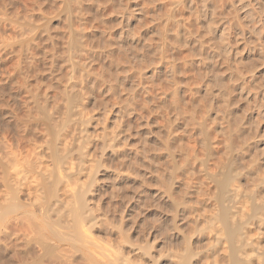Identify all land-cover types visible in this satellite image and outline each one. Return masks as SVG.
<instances>
[{"label":"bare ground","instance_id":"6f19581e","mask_svg":"<svg viewBox=\"0 0 264 264\" xmlns=\"http://www.w3.org/2000/svg\"><path fill=\"white\" fill-rule=\"evenodd\" d=\"M100 1L62 0L61 15L63 21L61 22L64 23L62 24L64 30L61 28V31L63 30L64 39L62 38V40L59 36L55 38H59L61 43L62 41L64 42L60 44L62 45L60 46L62 50L56 51L57 53L55 52L56 54L51 56L53 59L52 67L50 68V74L53 75L54 79L52 87L54 88V92L55 90L58 92L56 94L57 97L55 100H53L54 96L52 97L53 102L49 107L48 98L50 97L45 92L47 87L44 89L40 88L42 95L41 92L35 91L32 97L34 105L33 107L30 106L33 110H24L27 112L25 115L26 119L23 118L26 121L16 122L15 124V131H21L24 134L21 133L23 135L19 137L18 143H16L17 141L14 142V153L10 154L6 150L5 152L4 149H1L4 146L1 147L0 145V153H2L0 154V264H80V261H83V264L86 261L88 262L85 264H264V174L262 175L264 171L261 169L262 172L260 173V168L255 163V156L252 155L253 159L250 160L255 162L250 163L247 154L245 155L243 151L245 145L241 147L244 141L243 137L245 136L239 137L240 135H238L239 138L243 139H240L241 141L238 139L242 143L240 144L241 146H236L237 148L239 147V149H236V151L238 150L237 157L234 155L236 158H233L231 155L233 152L232 147L235 151V146L231 143L235 140H232L231 143L227 141L224 166L219 165L221 167L218 166L217 171H208L206 173L204 170L206 168L205 162L212 155L213 143L207 133L208 127L206 126V121L197 120L193 112L195 110L193 109L195 107L193 103H197L196 99H201L200 96L198 97L201 85H199L197 80L203 75L201 74L202 72L197 73L199 76L195 74L197 78L193 82V80H190V77L184 74L186 70L194 71L196 62H194V54L192 53L197 52L198 57H201L199 58L200 68L205 71L203 73L204 78L209 72L208 78L217 79L220 84L224 74L226 76L230 75L232 79L234 74L231 73L232 69L230 68L232 65L231 46L229 47L227 40L229 32L226 34L225 31L227 29L224 26L221 25L223 28L219 30V26L215 25V30L219 33L218 37L220 39L218 40H221L222 46H220L219 50H214V44L211 45L212 42L214 43L213 35H208L206 39L203 35L202 39H200L193 37V33L191 34L190 32L191 28L190 30L186 28L182 30L184 27L182 22L185 20L183 18L185 15L182 16L181 13L188 2L192 5L191 10H194L192 12L196 11L193 21H198V18L201 17H197L196 3H199V0H161L166 5L169 13L168 17L166 16L167 18H164V20L170 22V25L167 26L166 23L162 27V24H159L160 26L157 28L147 29L144 35L140 29L129 28L130 26L127 23L134 17L133 23L134 21L138 22L134 12L130 10L129 3L131 0H121L124 3H120L121 6L115 2L118 0ZM203 1L205 0H202V4ZM215 1L218 3V0L212 1L214 2L213 9L217 10L218 7L215 8L217 4ZM205 2L204 5H206ZM144 3L147 4L148 1ZM147 6H149V3ZM101 7L104 9L108 8L110 10L109 15H105L106 13L104 14V12L102 13L104 10ZM206 8L207 10L209 9L208 7ZM262 9L264 10V6ZM263 10L262 12H264ZM208 12L211 13L210 10ZM175 13H177L176 16ZM200 13L202 14V12ZM216 13V11H212L210 18L213 15L214 17L211 23L218 22V17H216L218 14ZM116 14L120 15V22L116 21ZM229 15H231L230 12ZM261 17L263 16L261 15ZM29 20L28 18V22ZM187 21H190V19ZM115 22L117 24H114ZM125 23L128 25H126L127 28L125 27ZM233 23V27L238 30ZM98 24L102 25V29L99 28L100 26L98 27ZM115 25L120 26L121 30H125L121 31L122 36H120L118 29L119 34L117 36L121 38L120 42L124 45L122 47L124 54L128 51L134 53V56L128 55L129 57H136L135 60L137 61L138 59V63L142 62L145 65V67L139 66L141 69H147L150 66L148 61L154 60L152 63L161 66V70H164V72L161 71L166 74L164 79L168 78L166 79V86L162 90L164 92L160 94L161 84H157L158 86L160 85L159 88L155 87L160 89L158 93L159 96L163 95V101L167 98L169 99L166 102L171 103V108L177 111L176 114L181 115L182 107L180 108L181 110L178 109L182 100L180 89L183 86L192 96L196 97H193L195 102L193 100L190 101L188 98L185 103V105L190 104L194 107L190 108L192 116L189 113L190 120L185 118L188 122L184 124V127L187 128V123H192L196 127L195 130L201 136V139H199L202 143L201 147H203L205 158L200 160L202 168L199 169V172L206 173L205 179L212 184V187L204 188L202 182L192 180L193 174L196 172L194 171L195 168H192L193 163L189 160L190 157H186V154H184V149H174L172 143H177L181 140L179 137L173 138V133L168 128L166 130L169 133L166 132V135L162 136L163 139L160 137V141L162 139V142L158 144L159 147L156 145L151 149L150 144L147 142L148 138L145 137L144 133L141 134L139 132L141 126H144L139 123L141 122L140 120L147 118L146 120L148 121V118L151 119V114L156 112V109H160L162 104H164H159L156 101V103L152 102L156 99H153L154 95H158V93L155 94L152 91L154 85H150L152 89H147L150 90V94L146 95L148 98L152 96L150 101V103L152 102V106H146L147 99L146 101L143 100L144 102H140L137 99L135 100V98H130L136 101H134L135 105H132L135 109L130 108V110L132 109L131 112L127 113L126 109L129 110L131 105H128L129 102L127 103L125 99V89L128 90V88H125L127 82L124 81L126 83L123 84L122 80H126V78L120 79L121 85H124V88H122L117 83L119 80L118 66L120 62L114 61L113 58L115 46L116 48L119 46V49L122 51L121 43L116 42L118 38L116 37L115 40V33H117L113 30ZM213 26L214 24L210 26V29ZM35 29L34 24H31L30 21L23 30L17 29L19 31L16 32V35L23 37L24 34L28 35L30 33L32 37H29L30 43L34 41V44H36L35 40H40V36L39 33L38 38L37 35H31L32 32H36ZM47 29L49 28L45 26L42 30L44 34H42L48 40L49 33H46ZM212 29L211 32L214 31ZM42 34L40 33V35ZM57 34L62 35L61 32ZM198 34L201 36L203 33L198 32ZM155 35L158 36V41L156 38H151L152 36L155 37ZM214 35L216 34L214 33ZM53 36L55 35L53 34ZM26 38L18 42V50L20 49L18 53L20 54L21 50H24L22 48L26 47V45L25 47L23 45L25 43L29 44V39L28 37ZM56 41L58 42V40ZM235 43L239 45L240 42L236 41ZM190 44H193V46L191 45L192 49L189 48L190 51L187 52ZM54 46H57V44ZM60 48L58 47V49ZM210 48L211 50L208 51ZM184 49L186 50V54L184 53L185 55H182L180 58L179 55ZM236 51L235 55L237 54ZM24 54H26V51ZM24 54L22 53V58L26 57H24ZM34 55L36 57L37 54ZM240 55H238L239 58L235 59V62L239 64L243 61ZM123 58L125 57H121V59ZM29 60L30 58H28ZM102 60H104V64H102ZM100 62L104 68L102 69L101 65L100 68L102 70L96 71L95 67L99 66ZM59 63V66L63 64L62 69H64V73L59 72ZM125 63L126 65L128 64L127 61ZM218 63L222 64L223 69H225L221 72H225L223 75L221 73V75H218L219 72L216 70ZM34 67L36 68V66H33V70H37L33 72L34 75L38 71L43 73L46 69L42 72L39 68L34 69ZM23 69L22 72L25 71ZM20 70V68H16L17 73H14V76L25 74ZM28 72H26V75H29L27 74ZM133 73L132 75H135ZM26 75L24 79H26ZM131 76L129 79L132 78ZM179 77H182L183 80L182 87L177 85L178 83L180 85V81L178 82ZM35 80L37 81V79ZM149 81L151 82V80ZM190 81L194 84V86L191 85L193 88H188L191 83ZM162 83L164 84V81ZM133 84L136 86L137 83ZM3 85L0 83V92L4 90L5 86ZM209 85L208 83V91H206L208 94L211 92ZM135 86L129 87L130 89H134ZM39 87L41 86L39 85ZM49 88L51 89V87ZM156 88L154 90H157ZM223 88L226 90L225 87ZM142 89L144 90V88ZM35 90L37 89L35 88ZM38 93H40V96ZM224 93L226 94V91L223 92V95ZM226 95H229L228 91ZM110 99L114 102L112 105L110 104L111 107L109 105ZM226 100L229 102V99ZM27 101L29 102V100ZM25 107L23 106V108ZM108 107L109 109H107ZM183 108L185 109V107ZM227 108H230V106L228 105ZM160 111L161 113L164 112L163 110ZM227 112L230 111L227 110ZM132 114L133 116L135 115L134 123H131L133 121H129L130 119L126 120ZM185 114H187V111ZM164 122L168 125L173 126L174 124L176 126L177 121L166 118ZM232 123L233 121L230 124ZM238 124H235L236 127ZM233 125L234 123L231 127ZM238 127L240 129V124ZM231 130L233 128L230 129V133L232 132ZM176 131L175 133H177ZM19 132H16L18 133L17 135H20ZM186 132H183V134ZM238 132L240 134V131ZM241 132L243 131L241 130ZM16 138L18 139V136ZM230 138L232 139L231 136ZM19 141L24 143L25 141H29L32 149L30 152L28 151L30 154L22 150V147V149L20 148L19 145L21 144H19ZM149 152H152L150 153L151 157H148ZM235 160H237L238 164L235 163ZM143 162L144 165L142 164ZM190 162L192 163L191 166ZM240 162H246V165L249 162V167L245 171L246 173L242 170L246 165L243 166V164L242 167L239 164ZM146 164L149 170L152 171L151 173H153V176H150V178H144L142 177L143 175L140 176L139 174L140 167ZM241 179L245 180L243 181L246 183L248 189L245 186L246 190H241L243 186L240 183ZM244 182L243 184H245ZM145 189L161 193V196L165 198L167 205L166 212L169 213L167 219L165 218V222L164 220L157 221L153 214L148 215L146 213L144 216L141 215L144 212L143 209L146 210L148 208L149 211L150 206L145 201H142L141 208L139 207V210H142V212L137 210L138 208L136 207ZM90 190L93 193V196L90 193L92 203L87 198V193ZM147 199L149 200V198ZM104 200L107 202V205L109 204L108 213L105 211L106 215L104 214V205H102L105 202ZM142 200H144L143 197ZM145 203L146 205L148 204L147 208H142ZM157 219L159 220V218ZM11 220L14 221L12 225L14 227L7 224L10 227L9 229L6 227V223ZM147 220L151 221L152 224H148ZM140 225H144V227L142 228ZM155 239L156 241L158 239L163 241L161 244L162 248H160L161 246L157 247L160 243L156 246L153 244L155 241L151 240Z\"/></svg>","mask_w":264,"mask_h":264},{"label":"rangeland","instance_id":"374dc122","mask_svg":"<svg viewBox=\"0 0 264 264\" xmlns=\"http://www.w3.org/2000/svg\"><path fill=\"white\" fill-rule=\"evenodd\" d=\"M97 2H98V0H96ZM100 1V0H99ZM148 1V3H149V6H147L148 5V3L146 4V3H144V2H147ZM154 1V2H153ZM161 0H144V1H142V0H131L130 1V10L131 11H133L134 12V14H135V16H136V20L138 21V22H136V21H134V23H133V20H134V18L132 19V20H130V22H127L128 23V25L130 26L129 28H131V29H140L142 32L141 33H143V35H144V33H145V31L147 30V29H149L150 30V28H152V29H154L155 27L157 28V27H159L161 24V26L163 27V25L164 24H166L167 23V26H169L170 25V22H166V20H164V18L166 19L167 17H168V9H167V7H166V5L162 2H160ZM206 1V2H205ZM205 1H203V4H202V0H199V3H196V7H197V17H200V18H198V21L196 20V21H193L194 20V17L196 16V11L195 12H192V11H194V10H191V7H192V5L188 2L187 4H186V6H184V9H183V7H182V9H183V11H182V16L183 15H185L183 18L186 20V22H185V20H184V22H182V24H183V29L182 30H184V28H186V29H189L190 30V28H191V30H190V32H191V34L193 35V37H196V38H200V39H202V37H203V35H204V37H205V39H206V37H208V35H213L214 36V38H213V41H214V43L212 42V44L211 45H213V48H214V50L215 49H217V50H219L221 47L220 46H222L221 45V40H218V39H220L218 36V34L219 33H217L216 32V26L218 25L219 26V30H220V28H223L222 26H224V28L225 29H227L225 32H226V34H228V32H229V34L227 35V40H228V43H229V47L231 46V48H230V50H231V69H232V74H234L233 75V77H232V79H231V77H230V75H228V76H226V74H224V73H221V72H223L225 69H223V66H222V64L220 65L219 63H218V65L216 66L217 68H216V70L219 72L218 73V75L221 73L222 75L224 74V76H223V80H221L220 82H221V84L218 82V80L217 79H214V78H208V74H210L209 72H208V74L206 75V77L208 78H204L203 76H204V70L203 69H201L200 67V60H199V58H201V57H198L199 55H198V53L197 52H195V53H192V54H194V62H196L195 63V65H194V71L193 70H189V71H185L184 72V74L185 75H187V77H190L191 79V81L193 80V82H194V80H196V76H199L197 73H201L203 76V78L201 77L200 79H198L197 81H198V83H199V85H201L200 86V91H199V95H198V97L200 96V98L201 99H196V101H197V103L195 102V100H193L194 98H196V97H194V96H192L191 95V93L190 92H188L185 88H184V86L182 87L181 85H183L182 84V77H179L178 78V82L180 81V85H179V83L177 84L179 87L181 86L182 88L180 89V96H181V98H182V100H181V105H180V107H179V109L178 110H181L182 109V111H181V115L183 116L185 113H186V111H187V114H185V116H181V115H179V114H176L177 113V111L175 110H173L172 108H171V103H169L168 101L166 102V100H169L168 98L165 100V101H163V95L161 96H159V93H158V91H160V89H161V92H160V94H162V92H164V91H162L164 88H165V86H166V79H168V78H166V79H164L165 77H166V74H164V73H162V72H164V70L162 71L161 69V66H157V64H153L152 62H154V60L153 61H151V62H149L148 61V63H150V66H148V68L146 69V68H142L141 69V67H145V65L144 64H142V62H137L138 61V59H137V61L135 60V58L134 57H132V56H134V53H132V52H127L126 54H127V57H126V54H124V49L122 48L124 45H122V43L120 42V40H121V38L120 37H117L118 36V34L120 33V36H122L121 35V31H125V30H121V27L120 26H116L115 25V27L113 28V30H114V32H117V33H115L116 34V36H115V40H116V37L118 38L117 40H116V42L117 43H121V48H122V51H121V49H119L120 47L119 46H117V48H116V46L114 47V51H113V58H114V61H116V62H120L119 63V66H118V73H119V80L117 81V83L119 84V86H121L122 88H124L123 86L124 85H121V80L120 79H123V77H125L126 78V80L124 79V80H122L123 82L124 81H126L127 82V84H125L126 82H124L123 84H125V88H128V90H126L125 89V99H126V101H127V103H128V105L130 104L131 106L134 104L135 105V100L137 99V101H146V99H147V104H146V106L147 107H151L152 106V102H154V103H156V102H159V104L160 103H164V104H162V107L160 108V109H156V112H153L152 114H151V119L150 118H148V121L146 120L147 118H144L145 119V121H143L144 119H141L140 121L141 122H139L141 125H144V126H141V130H139V132L141 133V134H145V137H147L148 138V144H150L149 146H151L150 147V149L151 148H153V147H155L156 145H158V144H160L161 142H162V139H163V137L166 135L165 133L166 132H168L167 130L169 129L172 133V137L174 138V137H179L180 138V140L181 141H178L177 143L175 142V143H172L173 145H174V149L175 150H177V149H184L183 150V152H184V154H186V157L188 156V157H190L189 158V160H191V162L193 163H191L190 162V166H191V164L193 165L192 166V168H195L194 169V171H196L193 175V179L192 180H194L195 182L197 181V182H202V185H204V188L205 187H212V184L211 183H209L208 181H206V177H205V174L209 171V172H213V171H217L218 170V166L219 165H221L222 167L224 166L223 164H224V160H226V142L228 141V142H230L231 143V141L232 140H235V141H232V143L231 144H234V149H235V151L233 150V147H232V157L233 158H236L237 157V151H236V149H239V147L237 148L236 146L238 145V146H241L240 144L242 143V142H240L241 140L240 139H243L244 138V141H243V145L241 146V147H244V145H245V147L243 148V151H244V153H245V155L247 154V157L249 158V161L250 160H252L253 159V157H252V155L253 156H255L254 157V159H255V161H250V163H252V162H255V163H257L258 164V166H259V168H260V173L262 172V170L264 171V12H262V8H263V4H264V1L263 0H218V3L215 5L216 7L215 8H217V10H215V9H213L214 8V6H213V4H214V2H212L213 0H205ZM212 2V4H211V2ZM220 1V2H219ZM259 1V2H258ZM263 1V2H262ZM100 2H102V1H100ZM117 4L119 3H123V1L121 2V0H118V1H115ZM125 2V1H124ZM132 2V3H131ZM139 2V4H137ZM140 2H141V4H140ZM153 2V3H152ZM198 2V1H197ZM204 2H205V4L206 5H204ZM87 3V2H86ZM126 3V2H125ZM144 3V4H143ZM211 5H210V4ZM263 3V4H262ZM121 4H120V6H121ZM124 4V3H123ZM137 4V5H136ZM153 4V5H152ZM199 4V5H198ZM202 4V5H201ZM226 4V5H225ZM261 4V5H260ZM103 5V4H102ZM135 5V6H134ZM164 5V6H163ZM200 5H201V7L203 8L204 6H205V8H201L200 7ZM204 5V6H203ZM210 5V6H209ZM108 8H109V6L108 5H106ZM194 6V5H193ZM199 6V7H198ZM211 6H213V7H211ZM61 7H62V0H45V1H43V0H0V31L2 32H0V83H2V85L3 86H5L4 87V90H3V92H0V145H1V147L2 146H4V148H1V149H4V151L6 150L7 152H9L10 154L11 153H14V142H16V143H18V140H19V137H21L24 133L23 132H19V131H15V127H16V122L17 123H20V122H25L26 120V117H25V115L27 114V110L28 109H32L33 110V108H31V107H33V105H34V103H33V101H32V97L34 96V94H35V91L36 92H41V95H42V90L41 89H44V88H46L45 90V92L46 93H48V97H50V98H48V101L49 102H51V103H49L48 102V106L50 107L51 106V104H52V102H53V100H55V98L57 97V95L56 94H58V92L55 90V92H54V88L52 87L53 86V84H54V79H53V75H51L50 73V68L52 67V59H53V57H51V56H53L54 54H56L57 52H59L60 50H62V47L60 48V46H62V45H60V44H62L64 41H62V43H61V41H60V39L59 38H63L64 37V35L62 34L63 32V26H62V24H64L63 22H61V21H63L62 20V15H61ZM139 7H140V9H139ZM206 7H208L209 9L207 10V8ZM260 7H262V8H260ZM102 8V10H104V11H102V13L104 12V14L105 15H109L108 13H110V8L108 9V8H103V7H101ZM212 8V9H211ZM222 10H221V9ZM230 8V9H229ZM236 8V9H235ZM148 9V10H147ZM181 9V8H180ZM109 10V11H108ZM139 10V11H138ZM151 10V11H150ZM156 10V11H155ZM196 10V9H195ZM198 10H200V12H202V14L200 13V12H198ZM210 10V12L212 13V11L214 10V11H216L217 13L216 14H218V15H216V17H218V22H214V23H211V21H212V18L214 17V15H213V17H211L210 18V15L212 16V14L211 13H209L208 11ZM260 10H261V12H260ZM206 11V12H205ZM264 11V10H263ZM148 12V13H147ZM157 12V13H156ZM159 12V13H158ZM166 12H167V15H166ZM228 12V13H227ZM229 12L231 13V15H229ZM235 12V13H234ZM152 14V16H151V14ZM156 13V14H155ZM162 13V14H161ZM190 13V14H189ZM193 13H195V14H193ZM205 13V14H204ZM207 13V14H206ZM221 13V14H220ZM30 14V15H29ZM158 14H160V15H158ZM201 14V15H200ZM234 14V15H233ZM31 15H32V17H31ZM164 15V16H163ZM177 15V13H175V16ZM199 15V16H198ZM209 15V16H208ZM221 17H220V16ZM261 15L263 16V17H261ZM26 16H27V18H26ZM31 18H30V17ZM116 16V17H115ZM114 17L117 19H115L114 18V20H116V21H118V22H120V18H119V16H118V14H116ZM118 16V17H117ZM154 16V17H153ZM160 16V17H159ZM167 16V17H166ZM187 16V17H186ZM189 16V17H188ZM39 17V18H38ZM143 17V18H142ZM156 17H157V19H156ZM159 17V18H158ZM28 18L30 19L29 20V22H28ZM33 18H35V19H33ZM139 18V19H138ZM150 18H151V20H150ZM155 18V19H154ZM230 18V19H229ZM27 19V20H26ZM144 19V20H143ZM160 19V20H159ZM190 19V21H187V20H189ZM211 19V20H210ZM217 19V18H216ZM32 20H34V21H32ZM159 22H158V21ZM200 20V21H199ZM30 21H31V24H34V26H35V30H36V32H32V34L31 35H37V38L39 37L40 38V40L38 41L37 39L35 40L36 41V44H34L35 42L33 41V42H31L30 43V39H29V37H31L30 36V33H28V35L27 34H24V36L23 37H18V35H16V32H18L17 31V29H24V27L26 28L27 27V25H28V23H30ZM145 21V22H144ZM148 21V22H147ZM165 21V22H164ZM33 22H35V23H33ZM126 22V21H125ZM191 22H193V23H191ZM196 23V25L194 26V24ZM221 22H222V24H221ZM234 22V23H233ZM237 22V23H236ZM26 23H27V25H26ZM130 23H131V25H130ZM136 23V24H135ZM158 23V24H157ZM169 23V24H168ZM187 23V24H186ZM216 23V24H215ZM218 23V24H217ZM232 23L234 24V26H236L237 28H238V30H236L234 27H233V25H232ZM114 24H117V22H115ZM137 26H135V25ZM140 24V25H139ZM144 24V25H143ZM146 24V25H145ZM154 24V25H153ZM160 24V25H159ZM193 24V25H192ZM214 24V26L213 27H211V29H212V31L213 32H211V29H210V26H212ZM235 24H237V25H235ZM49 25V26H48ZM127 24L125 23V27L127 28V26H126ZM148 25V26H147ZM216 25V26H215ZM222 25V26H221ZM231 25H232V27H231ZM240 27H239V26ZM46 26V28H49V29H47L46 31V33L49 35V38H48V40L47 39H45V37L43 36V32H42V30H43V28ZM100 26V27H99ZM102 25H99L98 24V27L100 28V29H102V27H101ZM147 26V27H146ZM150 26V27H149ZM152 26V27H151ZM172 27V26H171ZM208 27V28H207ZM61 28L63 29L62 31H61ZM218 28V27H217ZM244 28V29H243ZM56 29V30H55ZM118 29H119V31H118ZM60 33L61 32V34L62 35H59V34H57V33ZM119 32V33H118ZM198 32L200 33H203L201 36H200V34H198ZM210 32V34H208ZM38 33H39V36H38ZM40 33L42 34V35H40ZM56 33V34H55ZM206 33V34H205ZM211 33H213V34H211ZM214 33L216 34V35H214ZM15 34V35H14ZM53 34L55 35V36H53ZM149 34V33H148ZM52 35V37H54L53 38V40H52V37L50 38V36ZM197 35V36H196ZM17 36V37H16ZM59 36V38L58 39H56L55 37H58ZM61 36V37H60ZM125 36V35H124ZM200 36V37H199ZM10 37V38H9ZM26 37H28V39H29V44L27 45V43H25L24 45H23V47H25V45H26V47L25 48H22V49H24V50H21V54L20 53H18L19 52V50H18V47H19V41L21 40V39H27ZM42 37H43V39H42ZM151 37V36H150ZM238 37V38H237ZM8 38V39H7ZM32 38V37H31ZM152 39L153 38H156V40L158 41V36L157 35H155V37H151ZM215 38H217V39H215ZM64 39V38H63ZM62 39V40H63ZM204 39V38H203ZM233 39V40H232ZM236 39H239V40H236ZM44 40V41H43ZM46 40H47V42H46ZM52 40V41H51ZM56 40H58V42L56 41ZM118 40H119V42H118ZM155 40V39H154ZM217 40V41H216ZM2 41V42H1ZM49 41V42H48ZM236 41H238V43H239V45H237V43H235ZM10 42V43H9ZM60 42V43H59ZM225 42V41H224ZM4 43V44H3ZM38 43V44H37ZM47 43V44H46ZM49 43V44H48ZM54 43V44H53ZM218 43V44H217ZM7 44V45H6ZM55 44H57V46H54L53 47V45H55ZM59 44V45H58ZM36 45V46H35ZM119 45V44H118ZM193 46V44H190V46ZM32 46H35V47H32ZM188 47V49H187V52L188 51H190L189 50V48H191L192 49V46L191 47ZM239 48H238V47ZM17 47V48H16ZM30 47H31V49H30ZM58 47L60 48V49H58ZM219 47V48H218ZM51 48V49H50ZM104 50H106L104 47H102ZM16 49V50H15ZM27 49H28V52H27ZM52 50V51H50V50ZM55 49V50H54ZM117 49V50H116ZM31 50V51H30ZM35 52H34V51ZM47 50H49V52H47ZM185 50V49H184ZM184 50H182L181 51V54L179 55V57L181 58L182 57V55H185L186 54V50L184 51ZM209 50H211V48L210 49H208V51ZM216 50V51H217ZM235 50H237L236 52H237V54L239 53V51H240V53L238 54V55H240L241 53V55H240V57L242 58L241 60H243L242 61V63L240 62V64L239 63H236L235 62V59H237V58H239V56L236 54L235 55ZM23 51V52H22ZM25 51H26V54H24L25 53ZM39 51V52H38ZM40 51H42V52H40ZM57 51V52H56ZM116 51V52H115ZM120 51V52H119ZM125 51H126V49H125ZM37 54L36 55V57H35V55L33 54ZM46 52V53H45ZM56 52V53H55ZM62 52V51H61ZM22 53L24 54V57L25 58H22L23 56H21L22 55ZM185 53V54H184ZM48 54V55H47ZM52 54V55H51ZM132 55V56H130L129 57V55ZM189 54V53H188ZM27 55H29V56H27ZM125 57V58H123V59H121V57H123V56ZM261 55V56H260ZM18 56V57H17ZM21 56V57H20ZM50 56V57H49ZM115 56H116V58H115ZM235 56V57H234ZM238 56V57H237ZM260 56V57H259ZM263 56V57H262ZM17 57V58H16ZM34 57V58H33ZM40 57H42V58H40ZM132 57V58H131ZM262 57V58H261ZM28 58H30V60L28 61ZM32 58V59H31ZM37 58V59H36ZM40 58V59H39ZM129 58H131L130 60H129ZM157 58V57H156ZM43 59V60H42ZM120 59V60H119ZM127 59V60H126ZM33 60V61H32ZM38 60V61H37ZM47 60V61H46ZM122 60H124V61H122ZM198 60H199V62H198ZM17 61V62H16ZM31 61V62H30ZM127 61V65H126V62ZM131 63H130V62ZM136 61V62H135ZM140 61V60H139ZM260 61H262V62H260ZM33 62H35V63H33ZM37 62V63H36ZM41 62V63H40ZM101 62H103L102 64H104V60H102ZM101 62H100V65L99 66H97V67H95L96 69V71H100V69L102 68H104V66L101 64ZM135 62V63H134ZM16 63V64H15ZM29 63V64H28ZM50 65H49V64ZM132 63H133V65H132ZM138 63V64H137ZM21 64H22V66H21ZM27 64H28V68H27ZM32 64V65H31ZM121 64H122V66H121ZM135 64H136V66H135ZM140 64V65H139ZM199 64V65H198ZM243 64V65H242ZM24 65V66H23ZM36 66V68H39L42 72H43V70H44V74L43 73H40L39 71H38V73H40V74H38L37 72L35 73V75L33 74V72H35V71H37V70H33V66ZM41 65V66H40ZM60 65V63L58 64V70H59V72H61V73H64V69H62V65L63 64H61V66H59ZM103 67H102V66ZM129 65V66H128ZM132 65V66H131ZM142 65V66H141ZM147 65V64H146ZM220 65V66H219ZM258 65V66H257ZM37 66H39V67H37ZM45 66V67H44ZM100 66H101V68H100ZM131 66V67H130ZM139 66H141V67H138ZM14 67H15V72H14ZM26 67V68H25ZM32 67V68H31ZM49 67V68H48ZM129 67V68H128ZM135 67V68H134ZM163 67V66H162ZM199 67V68H198ZM210 67V66H209ZM219 67V68H218ZM16 68H20L21 70V72H22V69H23V71L24 72H22V73H25V74H21V75H19L20 76V78H19V76L18 75H15L14 76V73H17L16 72ZM35 67H34V69H36ZM157 68V69H156ZM254 68V69H253ZM38 69V70H39ZM101 69V70H102ZM137 69V70H136ZM140 69V70H139ZM251 69H252V71H251ZM26 70H28V71H26ZM134 70V71H133ZM151 70V71H150ZM48 71V72H47ZM128 71H129V73H128ZM148 71V72H147ZM150 71V72H149ZM162 71V72H161ZM251 71V72H250ZM26 72H28L27 74H29V75H26ZM134 72V73H133ZM138 73V74H136V73ZM45 73H46V75H45ZM132 73L133 74H135V75H132ZM38 74V75H37ZM189 74V75H188ZM195 74H196V76H195ZM220 74V75H221ZM240 76H239V75ZM25 75H26V79H24V77H25ZM41 77H40V76ZM44 75V76H43ZM49 75V76H48ZM129 75V76H128ZM132 75V76H131ZM194 77V79H193V77ZM218 75H216V76H218ZM120 76H121V78H120ZM128 76V77H127ZM132 77V78H130L129 79V77ZM134 76H136V77H134ZM161 76V77H160ZM252 76V77H251ZM15 77H16V79H15ZM236 79H235V78ZM241 77V78H240ZM229 78V79H228ZM18 79V80H17ZM35 79H37V81L35 80ZM131 81V84H130V81ZM132 79V80H131ZM141 79V80H140ZM181 79V80H180ZM206 79H207V82H206ZM210 79V80H209ZM214 79V80H213ZM227 79V80H226ZM20 80V81H19ZM25 80V81H24ZM129 82H128V81ZM138 80V81H137ZM140 80V81H139ZM149 80H151V82L149 81ZM200 80H201V82H200ZM48 81V82H47ZM120 81V82H119ZM164 81V84L162 83ZM190 81V82H191ZM21 82V83H20ZM150 82V83H149ZM160 82V83H159ZM193 82H191L190 83V86H188V88L190 87V88H193L191 85H193L194 86V84H193ZM203 82V83H202ZM206 82V84H204ZM128 83H129V85H128ZM133 83H137L136 84V86L133 84ZM144 85H143V84ZM208 83L210 84L209 85V87H211L210 88V91L211 92H209V94H208V92H206V91H208ZM17 84V85H16ZM52 84V85H51ZM139 84V85H138ZM152 84V85H151ZM157 84H161V86L162 87H160V89H157V88H159V86L157 85ZM163 84V85H162ZM220 84V85H219ZM39 85L41 86V87H39ZM150 85L151 86H153L154 85V87L157 89V90H154L155 88L153 87V90L152 91H154V93L155 94H157L158 93V95H154V97H153V99L154 98H156V99H154V101H152L151 103H150V101H151V98H152V96L151 97H149L148 98V96H146V95H148V94H150V90H147V89H152V87H150ZM204 85H206L205 86V88H204ZM223 85V86H222ZM45 86V87H44ZM118 86V87H119ZM129 86H135V88L133 89V91H132V89H130V87ZM145 86V87H144ZM149 86V87H148ZM227 86V87H226ZM49 87H51V89L49 88ZM141 87V88H140ZM164 87V88H163ZM207 87V88H206ZM223 87H225L226 88V90L223 88ZM243 87V88H242ZM35 88L38 90H35ZM41 88V89H40ZM142 88H144V90L142 89ZM168 88V87H167ZM166 88V89H167ZM213 88V89H212ZM221 88V89H220ZM223 88V89H222ZM241 88V89H240ZM50 91H49V90ZM53 89V90H52ZM142 89V90H141ZM205 89V90H204ZM41 90V91H40ZM48 90V91H47ZM131 90V91H130ZM183 90H184V92H183ZM186 90V91H185ZM226 91V94H227V91H228V93H229V95H226L225 93H224V95H223V92L224 91ZM134 91H136L135 93H134ZM148 91V92H147ZM165 91H168V90H165ZM230 91V92H229ZM241 91V92H240ZM18 92V93H17ZM45 92H43V93H45ZM132 92V93H131ZM141 92V93H140ZM221 92V93H220ZM2 93V94H1ZM15 93V94H14ZM137 93H138V95H137ZM246 93V94H245ZM261 93H262V95H261ZM33 94V95H32ZM127 94H129V95H127ZM134 94H135V96H134ZM145 94V95H144ZM186 94H187V96H186ZM231 94V95H230ZM38 95L40 96V93H38ZM132 97H131V96ZM144 95V96H143ZM206 95V96H205ZM223 97H222V96ZM227 96V98H226V96ZM54 96V97H53ZM130 96V97H129ZM134 96V97H133ZM150 96V95H149ZM156 96V97H155ZM184 96V97H183ZM186 96V97H185ZM190 96V97H189ZM52 97L54 98L53 100H52ZM138 97V98H137ZM194 97V98H193ZM229 97V98H228ZM29 98V99H28ZM107 98H109V97H107ZM130 98H135V102L133 101V99H130ZM158 98V99H157ZM184 98V99H183ZM187 98V99H186ZM188 98H189V100L191 101V100H193L195 103H193V105L195 106H191L190 104L188 105H185V103L187 102V100H188ZM140 99V100H139ZM152 99V100H153ZM223 99H229V102L226 100V102H225V100H223ZM3 100V101H2ZM27 100H29V102L27 101ZM111 100V99H110ZM109 100V101H110ZM130 100V101H129ZM202 100V101H201ZM223 100V101H222ZM231 100V101H230ZM27 101V102H26ZM32 101V102H31ZM143 101V102H144ZM149 101V102H148ZM156 101V102H155ZM192 101V102H193ZM22 102V103H21ZM24 102H26V103H24ZM171 102V101H170ZM189 102V101H188ZM201 102H203V103H201ZM210 102V103H209ZM223 102V103H222ZM225 102V103H224ZM231 102V103H230ZM4 103V104H3ZM18 103H20L19 105H18ZM114 102H113V100H111V102L109 103V105L111 104H113ZM166 103V104H165ZM229 103V104H228ZM27 104V106L25 107V105ZM30 104V105H29ZM50 104V105H49ZM151 104V105H150ZM168 104V105H167ZM224 104H226V105H224ZM111 105H110V107H111ZM166 105H167V107H166ZM197 105V106H196ZM228 105L230 106V108H227L228 107ZM232 105V106H231ZM23 106L25 107V108H23ZM31 106V107H30ZM93 106V105H92ZM91 106V107H92ZM129 107V110H127L126 109V111H127V113H130L131 112V110L134 108L135 109V107L134 106H132V107ZM187 106V107H186ZM2 107V108H1ZM29 107V108H28ZM173 107V106H172ZM182 107V108H181ZM183 107H185V109L183 108ZM191 107H194L193 109H195L193 112H194V115H196L195 117L197 118V120L199 119V120H205L206 121V123L208 124H206V126L208 127L207 129V133L209 134V137H210V140H212V147H213V149H212V151H211V156L207 159V161L205 162V171H206V173L205 174H203V173H201V172H199V169H201L202 168V165L200 164L201 162H200V160L202 159V158H205V153H204V151H203V147H201L202 146V143H201V141H200V139H201V136H200V134L198 133V131L197 130H195V128L196 127H194V125H192V123H187L188 125H189V127H188V125H187V128H185L184 126V124H186V122H188V121H186V119L187 120H190V118H189V116H188V114L192 111L190 108ZM22 108H23V110H22ZM130 108H132L131 110H130ZM168 108V109H167ZM170 108V109H169ZM181 108V109H180ZM189 109V111H188V109ZM196 108H198V109H196ZM227 108V109H226ZM107 109H109V107L107 108ZM133 109V110H134ZM184 109V110H183ZM208 109V110H207ZM226 109V110H225ZM7 110V111H6ZM17 110V111H16ZM24 110H26V111H24ZM93 110V109H92ZM160 110H163L162 112L163 113H161V111ZM173 110V111H172ZM191 110V111H190ZM227 110L228 111H230V112H227ZM125 111V112H126ZM130 111V112H129ZM184 111V112H183ZM182 112H183V114H182ZM227 112V113H226ZM25 113V114H24ZM34 113V112H33ZM126 113V114H127ZM133 113H134V111H133ZM157 113V114H156ZM192 113V112H191ZM191 113H190V115H191ZM232 114V116H231V114ZM20 114V115H19ZM24 114V115H23ZM167 114V115H166ZM171 114V115H170ZM176 116H175V115ZM18 117H17V116ZM21 115H23V116H21ZM179 115V116H178ZM194 115H193V117H194ZM216 115H218V116H216ZM220 115V116H219ZM152 116H153V118H152ZM161 116V117H160ZM188 118H187V117ZM192 116V115H191ZM240 118H239V117ZM128 117V116H127ZM134 117V118H133ZM179 117H181V118H179ZM229 117V118H228ZM4 118V119H3ZM23 118H25V119H23ZM132 118H133V120H132ZM157 118V119H156ZM166 119V118H169V119H173V121H174V119H175V121H177L176 122V126H174V124H173V126H171V125H168L167 123H165L164 122V119ZM178 118V119H177ZM186 118V119H185ZM203 118V119H202ZM221 118V119H220ZM235 118H236V120H235ZM19 119H22V120H19ZM114 119V118H113ZM126 119V118H125ZM130 119V120H129ZM183 119H185V120H183ZM112 120V119H111ZM126 120H129V121H133V122H131V123H134V120H135V115L133 116V114L131 115V116H129V118L128 119H126ZM162 120V121H161ZM181 120H183V121H181ZM233 121V123H234V125H233V127H231L232 126V124H230L232 121ZM236 121V123H235V121ZM2 121V122H1ZM148 123H147V122ZM114 122V121H113ZM112 122V123H113ZM146 122V123H145ZM158 122H159V124H158ZM163 122V123H162ZM180 122V123H179ZM185 122V123H184ZM189 122H191V121H189ZM225 122V123H224ZM143 123V124H142ZM150 123V124H149ZM153 123V124H152ZM156 123H157V125H156ZM161 123V124H160ZM165 123V124H164ZM237 123H239L240 124V129L243 131V132H241V130L240 129H238L239 127H238V125H237V127H236V125L235 124H237ZM179 124H181V125H179ZM183 124V125H182ZM149 127H148V126ZM154 125V126H153ZM146 126V127H145ZM152 126V127H151ZM165 126H168V127H165ZM182 126H183V128H182ZM162 127V128H161ZM191 127V128H190ZM226 127V128H225ZM231 127V128H230ZM151 128V129H150ZM168 128V129H167ZM171 128V129H170ZM174 128V129H173ZM190 128V129H189ZM224 128V129H223ZM228 128V129H227ZM233 128V130H238V131H240V134H239V132L237 133V132H235V131H233V130H231L232 132L230 133V129H232ZM237 128V129H236ZM244 128V129H243ZM148 129V130H147ZM165 129V130H164ZM167 129V130H166ZM191 129H193V130H191ZM210 129V130H209ZM227 130V132H226V130ZM23 130V129H22ZM147 131V133H145L146 131ZM153 130V131H152ZM177 132V133H175V131ZM186 130H188L187 132H186ZM223 130H225V131H223ZM165 131V132H164ZM174 131V132H173ZM218 131V132H217ZM15 132V133H14ZM16 132H19L20 133V135H17L18 133H16ZM153 132V133H152ZM161 132V133H160ZM183 132H186V133H184L183 134ZM246 132V133H245ZM21 133H23V134H21ZM169 133V132H168ZM193 133H194V135H193ZM227 133V134H226ZM235 133H237V134H235ZM146 134H147V136H146ZM153 134V135H152ZM160 134V135H159ZM165 134V135H164ZM14 135V136H13ZM176 135V136H175ZM178 135V136H177ZM180 135V136H179ZM238 135H240L239 137H243V136H245V137H243V138H239L238 137ZM18 136V139L16 138ZM163 136V137H162ZM199 136V137H198ZM230 136L232 137V139L230 138ZM149 137H150V139H149ZM158 137V138H157ZM160 137L162 138L161 139V141H160ZM200 138V139H199ZM3 139V140H2ZM225 139H227V140H225ZM238 139L240 140V141H238ZM199 142H198V141ZM22 141H24V140H22ZM22 141H19V144H21V145H19L20 146V148L22 149V150H25V151H27V153H29L32 149H31V146H30V143H29V141L28 142H26L25 141V143L24 142H22ZM238 141V142H237ZM2 142V143H1ZM22 142V143H21ZM153 142V143H152ZM155 142V143H154ZM180 142H181V145H180ZM237 142V143H236ZM240 142V143H239ZM6 143V144H5ZM27 144V145H26ZM29 144V145H28ZM152 144V145H151ZM153 144H154V146H153ZM236 144V145H235ZM11 145V146H10ZM10 146V147H9ZM28 146V147H27ZM233 146V145H232ZM158 147H159V145H158ZM12 149V150H11ZM214 150V151H213ZM223 150V151H222ZM5 151V152H6ZM29 151V152H28ZM186 151V152H185ZM224 152V153H223ZM150 153H152V152H149V156L148 157H151L150 156ZM0 154H2V153H0ZM30 154V153H29ZM225 154V155H224ZM13 156H14V154H12ZM236 157H235V156ZM225 156V157H224ZM246 157V158H247ZM252 157V158H251ZM248 158H247V161H248ZM183 161V160H182ZM12 162V161H11ZM12 163H14V162H12ZM235 163L236 164H238V162H237V160H235ZM11 164V163H10ZM143 165H144V162L142 163ZM241 166L243 165V166H245L246 165V162L245 163H239ZM141 166L140 167V172H139V174H140V176H142V177H144V178H150V176H153V173H151L152 171H150L149 170V167L147 166V164L145 165V166ZM248 165H249V162H248ZM248 165H246V167H243V172H245L246 171V169L249 167ZM251 165V164H250ZM221 166H219V167H221ZM240 166V167H241ZM257 166V165H256ZM143 167H145V168H143ZM237 167L239 168V166L237 165ZM144 169V170H143ZM262 169V170H261ZM142 171V172H141ZM148 171V172H147ZM246 173V172H245ZM150 174H152V175H150ZM264 173H262V175H263ZM149 175V176H148ZM141 177V178H142ZM244 179H241V181H240V183H242L241 184V186H242V188H241V190L243 189V190H246V183L243 181ZM194 181H192V182H194ZM243 182L245 183V184H243ZM246 186V187H245ZM245 189H244V188ZM3 189V188H2ZM247 189H248V187H247ZM147 189H145V190H143V194L141 195L143 198H144V200H142V197L140 198V200H139V203H138V205H137V207L136 208H138L137 210L139 211V212H142V210H139L140 208H141V203H142V201H145V202H147L148 204V206H150L149 207V211H148V208H147V205H146V203H145V205H144V207H142V208H147L146 210L145 209H143L144 210V212H142V216H144V214H153L155 217V219L157 220V221H163L164 220V222H165V220L167 219V216H169V213L168 212H166V210H167V205H166V200H165V198L163 197V196H161V193H157V192H155V191H149V190H147ZM149 191V192H148ZM89 193H87V198L91 201V203H92V196H93V193H92V190H90V191H88ZM154 192H155V194H154ZM90 193H92V196H91V194ZM150 193V194H149ZM153 194V195H152ZM155 195V196H154ZM91 196V197H90ZM147 198H149V200L147 199ZM148 200V201H147ZM105 201V200H104ZM150 202V203H149ZM107 202L105 201L102 205H104L103 206V208H104V214L107 212L108 213V206H109V204L107 205L106 204ZM109 203V202H108ZM105 204H106V206H105ZM143 204H144V202H143ZM106 207V208H105ZM140 207V208H139ZM107 209V210H106ZM153 209V210H152ZM162 209V210H161ZM165 209V210H164ZM106 211V212H105ZM145 211H148V212H145ZM152 213H151V212ZM106 215V214H105ZM157 218H159V220L157 219ZM166 218V219H165ZM148 221V220H147ZM145 223L147 224V222L145 221ZM159 223V222H158ZM157 223V224H158ZM9 225V226H12L13 224H14V221L13 220H11V221H9V222H7L6 223V225ZM148 224H152V222L151 221H148ZM147 224V225H148ZM5 225V226H6ZM6 226V227H8L9 229H10V227L9 226ZM142 228L144 227V225L142 226V225H140ZM12 227H14V226H12ZM12 229H14V228H12ZM107 231V230H106ZM142 239V238H141ZM159 240V239H158ZM156 241V239L155 240H151V241H155L153 244L156 246V245H158L159 243V245L157 246V247H159V246H161L160 248H162V243H163V241H161V240H159V241ZM81 263L80 264H83V261H80ZM86 262H88V261H86ZM85 262V263H86ZM84 263V264H85ZM88 264V263H87Z\"/></svg>","mask_w":264,"mask_h":264}]
</instances>
